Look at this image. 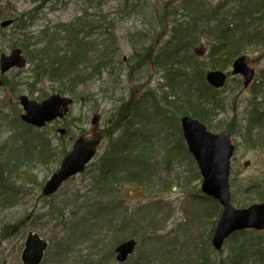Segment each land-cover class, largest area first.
<instances>
[{
  "label": "rangeland",
  "instance_id": "obj_1",
  "mask_svg": "<svg viewBox=\"0 0 264 264\" xmlns=\"http://www.w3.org/2000/svg\"><path fill=\"white\" fill-rule=\"evenodd\" d=\"M189 1L0 0V23L10 21L9 26L0 30V55H8L14 48L22 49L23 38H40L42 31H57L56 37L63 39L64 26L77 25L79 20L84 23L81 29L87 34V40L93 44L85 63L72 73V80L77 84L72 88H61L67 85L60 86L44 78L35 81L28 60L24 69L0 75V161L10 158L11 168L21 167L19 173H13L9 179L19 187L20 194L6 202L0 198V264H22L21 254L30 232L49 243L42 264H232L237 255L240 262L236 259V264H264V231L232 236L219 251L213 250L209 243L204 245L214 217L204 219L193 207V203L197 207L201 206L198 203H203L199 198L201 179L189 159L176 150L170 152L173 159H181L180 164L176 161L166 164V151L171 147L168 148L169 140H172L173 129L179 126L176 120H172V129L166 127V118L163 119L165 141L157 144L149 156L145 181L111 182L110 177L101 178L103 172L99 164L112 145L108 136L114 134L111 140L119 136L123 124L134 117L135 106L145 105L148 113L158 108L163 114L167 109L164 99L169 96L166 85L171 73L165 72L154 57L172 39V21L193 16L190 8L185 10ZM194 1L202 3L200 13L204 14L208 10L221 12L224 7H235L238 0ZM259 2L264 4V0H257ZM263 11L264 8L258 10L251 24L258 34L257 41L250 44L244 54L255 73L247 88L243 87V79L232 76L231 67L227 66L241 55L234 54L229 61L226 48L224 53L227 54L220 55V62L210 63L220 66L224 62L223 68L215 70L228 76L225 86L216 94L217 100L224 103L223 111L218 112L219 116L212 113L211 119L215 120L211 126L217 132H226L230 124L235 153L229 185L239 208L255 201L256 196H250L252 192L247 187L264 181V145L251 144L246 139L262 137L264 112L259 119L261 126L249 132L255 135L245 137L243 134L250 129L248 123L257 120V112H254V119L246 121L247 113H251L250 102L258 101L263 106L260 108H264V89L260 85L264 84L260 81L264 74ZM203 29L202 26L198 30L188 60L209 65L211 40ZM253 33L255 36V31ZM64 45L65 41L61 48ZM101 62L102 74L94 77ZM209 70L214 69L206 71ZM62 90L68 92L62 96L73 101L67 116L38 131L40 138L50 143L53 155L44 161L35 155L34 166L14 165L16 161L10 157L13 146L22 143L14 138L22 130L18 97L26 96L39 102ZM120 108L124 111L123 117L117 116ZM12 121L21 124L18 129L8 125ZM59 129L65 134H59ZM159 131L157 128L152 132L155 134L152 141L161 137ZM142 132L150 135L146 128ZM80 138L96 147L95 157L83 173L63 183L55 194L44 196V185L61 168L64 155ZM148 143L151 145L150 141ZM246 163L249 165L244 167ZM3 172L1 169L2 188L7 186ZM261 192L264 193V189ZM129 239L136 240L137 247L124 263H118L114 251ZM255 241L259 245L252 247L250 243ZM250 248L254 250L249 251Z\"/></svg>",
  "mask_w": 264,
  "mask_h": 264
},
{
  "label": "trees",
  "instance_id": "obj_2",
  "mask_svg": "<svg viewBox=\"0 0 264 264\" xmlns=\"http://www.w3.org/2000/svg\"><path fill=\"white\" fill-rule=\"evenodd\" d=\"M252 3L253 0H238L237 6L235 7L233 5L227 6V8L224 7L221 9V12H219L220 10H208L205 15L200 13L202 9L200 3L194 2L191 3L189 7H186L185 10H189V8L192 10L191 12H193V16H190L184 21V23H178L179 20L177 19L172 21L173 26L176 25L172 39L168 45H166L167 47L162 49L157 58V64L159 66L165 62H172V65L164 68L165 72L171 73L170 77H168L169 84L174 85L173 76L175 74L179 80L186 81L191 86L204 87L209 93L211 90L205 82L204 71L210 69L214 65H210L209 63L210 66L203 69L204 66L198 65L197 63L191 64V60H188V58H190V50L196 41L195 38L198 36V30L203 26L204 34L211 40L208 53L209 60L213 61L212 55L219 53V51L225 50L226 48H228V51H231L229 53V60H231L234 54L240 55V49H237L235 43H238L240 48H247L250 44H253L254 41H257L256 37L258 34L256 33V30L252 29L251 24L258 9L252 8ZM254 3L256 7L258 6L257 8L264 6L263 2L257 3V1H254ZM83 25V21L79 20L77 25L73 23L72 25L64 26L62 32L66 35L63 39L56 37V33L54 32L47 33L44 31L39 33L40 38H37L32 44H30L29 40L35 37L29 36L23 38V41L20 42L21 47L24 54L27 56L28 62L32 64V73L33 77L35 76V81L36 79L44 78L50 82L57 83L60 86L67 85L61 88H72V85L73 87L74 85H77L72 80V73L75 71L77 65L85 59L84 57H86L88 51L90 53L92 48V45L89 44V49L86 50V42H84L83 39L78 38L79 29L83 27ZM253 31H255V36ZM185 37L190 38V41ZM25 39L27 42H25ZM61 41H66L64 48L60 47ZM228 41L231 42L233 48L228 45ZM30 48H33L34 50L31 51ZM90 64L91 62L89 61V68L92 69V65ZM175 66H179L182 69L176 70ZM103 68V62L98 64L94 77L102 74ZM195 92L196 90H193L188 93L187 98H182L183 101H189L191 105L188 103L173 101L177 98V95L175 97L171 96L169 99L165 97L164 102L169 107H173L174 109L177 108V112L180 113L179 115H190L205 124H210L213 121L211 117L214 113L212 115V109H210L209 106L191 99V96H193ZM63 93L68 92L64 90L59 92L61 95ZM207 104L209 105L208 102ZM139 107V104L135 106L134 117L123 124V129L120 131L119 136L113 140L111 139L114 134L108 136V138L110 137L112 145L99 164L101 171L103 172L101 175L102 179H108L110 177L111 182L114 180L127 181L133 179L137 182H143L148 178L147 170L150 162L149 156H151L156 145H160L165 139L159 137L158 140L152 141L155 137V134H152V132H154L155 129H153L152 124L141 122V115L138 114ZM119 114L123 117L124 111L122 108L118 110L117 116H119ZM174 116L177 117V114ZM123 120L125 119H122V121ZM115 123L116 125L118 124V119ZM19 125L21 124H16V121H12L11 123V126L14 129H18ZM21 128L22 132L20 131L17 133L14 138L22 143L13 146V153L11 154L13 156H10L12 159L14 156L20 155L34 161L37 160L34 156L38 155L39 159L44 161L49 158V156L53 155L54 150L52 151L50 143L45 138H40L38 135L39 130L24 124L21 125ZM143 128L147 129L150 134L149 136L142 134ZM171 139L168 148L171 145L172 147L166 151V160L168 161L166 164L175 161V163L180 164L179 160L181 159L175 160L172 158L173 151L176 150L178 153L183 154L186 149L181 137L180 129H178V133L175 132L173 134ZM149 141L151 142V145H149ZM170 151H172V153ZM9 160L10 158H8V161ZM8 161L7 166L9 165ZM0 165L5 167L6 164L0 161ZM10 169L11 174L18 173L16 167ZM261 193L262 192L260 191L256 194V197L257 199L264 200V193ZM14 196L15 194L12 192L11 183L3 188L0 185V198H4L3 201L6 202L8 199H11L10 197ZM214 217L216 216L214 215ZM212 232L213 228L210 230L209 235L206 236L207 241H209ZM242 234L243 233H239L235 236ZM122 238L125 237L123 236ZM204 244L207 245V242ZM63 246L69 248L68 245ZM241 254H243V252ZM237 256L233 257L232 264L240 262ZM236 259L238 260L235 262Z\"/></svg>",
  "mask_w": 264,
  "mask_h": 264
},
{
  "label": "water",
  "instance_id": "obj_3",
  "mask_svg": "<svg viewBox=\"0 0 264 264\" xmlns=\"http://www.w3.org/2000/svg\"><path fill=\"white\" fill-rule=\"evenodd\" d=\"M10 21L0 24V28L9 26ZM26 60L19 49L13 50L10 55L4 54L0 57V73L5 74L11 69H23ZM243 75L244 85L253 78V71L249 69L245 60L241 57L234 65V75ZM206 81L215 88H220L225 82V77L220 73H209ZM71 100L60 96H51L41 103L28 99L26 96L19 98V104L23 110L20 119L23 123L37 128L43 127L46 123L63 118ZM62 108V111H61ZM184 139L189 151L197 159L199 168L202 170V191L211 194V190L221 194L220 204L224 207L223 214L216 226L212 240L213 247L221 248L224 239L230 234L246 228H264V205L252 206L247 210H234L229 204L228 179H229V159L233 149L230 147L228 139L224 135H211L205 128L197 122L187 118L181 120ZM94 151L85 145L76 144L73 151L67 155L63 161L61 170L53 175L45 184L44 195L54 193L62 182L69 177L83 171L84 166L92 159ZM135 241H129L117 248L119 252L118 260L125 261L127 256L133 252ZM46 244L39 240L38 236L30 233L26 239L24 250L21 254L22 264H39Z\"/></svg>",
  "mask_w": 264,
  "mask_h": 264
},
{
  "label": "bare ground",
  "instance_id": "obj_4",
  "mask_svg": "<svg viewBox=\"0 0 264 264\" xmlns=\"http://www.w3.org/2000/svg\"><path fill=\"white\" fill-rule=\"evenodd\" d=\"M254 1H257V0H253V3L251 4V7L252 8H255V9H261V8H264L263 6H260L259 8H257V7H255V3H254ZM196 3V1H194V0H190L189 1V3H188V5H191V3ZM201 4V6H202V3H200ZM203 10V7H202V9H201V11ZM200 11V12H201ZM264 12V11H263ZM206 13V12H205ZM205 13H204V15H205ZM188 19V18H187ZM187 19H183V20H181V19H178L179 20V22L178 23H184V21L185 20H187ZM5 22V21H4ZM2 23V22H1ZM70 25H72V24H70ZM67 26H69V25H67ZM89 28V27H88ZM92 28H93V26H92ZM91 28V29H92ZM174 28H176V25L175 26H173L172 27V30H173V32H174ZM44 32H47V31H44ZM53 33V32H52ZM174 34V33H173ZM56 35H57V31H56ZM66 35V34H65ZM65 37V36H64ZM87 34L86 33H84L83 32V30L80 28L79 29V34H78V38H80V39H83V41L84 42H86V44H85V46L87 47L86 48V50L87 49H89V44H91V42H89L88 40H87ZM188 41H190V38H188V37H185ZM36 41V38H32L31 40H29V42H30V44H32V43H34ZM169 41H171V39L169 40ZM25 42H27V40L25 39ZM64 41H61V43H63ZM166 45H168V43H165ZM65 45H66V41H65ZM64 45V46H65ZM91 45H93V44H91ZM228 45L229 46H231L232 47V44H231V42L230 41H228ZM235 45H236V47H237V49H240V57H237L235 60H233L232 62H230L227 66L229 67H231V74H232V76L234 75V65L236 64V60H238L239 58H243L244 60H245V63H246V65H247V67L249 68V69H251L249 66H248V63H247V60H246V56L244 55L245 54V52H246V49L247 48H244V47H239V45H238V43H235ZM60 47H61V44H60ZM64 48V47H63ZM93 48V47H92ZM233 48V47H232ZM163 49V48H162ZM210 50V49H209ZM162 51V50H161ZM226 50H221V51H219V53H216V54H213L212 55V60L213 61H211V60H209V63H213V62H220V55H225V54H227V53H224ZM231 51H228V53H230ZM88 54H89V51H88V53H87V55H86V57H84L85 59L81 62V63H79L78 65H80V64H82V63H85V61L87 60V56H88ZM220 54V55H219ZM158 55L159 54H156L155 55V57H154V59H155V61L157 62V58H158ZM210 59V58H209ZM229 61H231V60H229ZM172 63V62H171ZM171 63H168V62H165V63H163V64H161L160 66H161V68H166V67H168V66H170V65H172ZM191 64H195L196 62L194 61V60H191V62H190ZM224 63V62H223ZM223 63H221L220 64V66H218V64L217 65H215V66H213V67H211V68H213L214 70L215 69H217V68H223L225 65H223ZM77 65V66H78ZM89 65V64H88ZM199 65H201V66H204L203 67V69L206 67V68H208V66L209 65H204V64H199ZM212 65V64H211ZM175 69L176 70H178V69H182V68H180L179 66H175ZM209 70V71H204V74H205V82H206V84H207V86L210 88V90L211 91H209V93L204 89V87H201V86H191V85H189L186 81H182V80H179L178 79V77H176L175 76V74H174V76H173V78H174V85H170V84H167L166 85V90L169 92L168 94H169V97H171V95L173 94V95H177V98L175 99V100H173V101H179L180 103H188V104H190L191 105V103L189 102V101H183L182 100V98H187V95H188V93H190V92H192L193 90H196V92L193 94V96H191V99L193 100V101H199V102H202L201 104H205V105H207V106H209V108L210 109H212V113H215L217 116H219V113L218 112H221V111H223V107H224V103H221V100H217V98H216V94H219L220 93V91L223 89V87L225 86V84H226V82L228 81V76L226 75V73L225 72H223V71H218V70ZM252 70V69H251ZM253 71V70H252ZM213 72H216V73H220V74H223L224 75V77H225V82H224V84H223V86L222 87H220V88H215V87H213V86H211L207 81H206V76H207V74H209V73H213ZM255 75V73H254V71H253V78H252V80L254 79V76ZM234 76H240L242 79H243V87H248L250 84H251V82H252V80L249 82V84H247V86H245L244 85V82H245V77L243 76V75H239V74H236V75H234ZM66 80V79H65ZM260 81H263L264 82V74H262L261 76H260ZM261 85V87L264 89V84H260ZM253 89V88H252ZM55 95H57V96H60V97H62V95L61 94H52L51 96H55ZM262 95V94H261ZM50 96V97H51ZM178 96H179V98H178ZM50 97H48V98H50ZM255 98V97H254ZM172 99H174V98H172ZM256 99V98H255ZM70 100H71V103L68 105V110H69V107L72 105V99L70 98ZM33 101H35V100H33ZM44 100H42V101H36L37 103H41V102H43ZM207 102L209 103V105L207 104ZM164 106H167V109L165 110V112L162 114L161 113V111L158 109V108H156V110L154 109L151 113H148V112H146L147 110H146V108H145V105H140V107H139V111H138V114L139 115H141L140 117H141V122H143V123H147V124H152L153 126H154V128H155V130L158 128L160 131H159V133L161 134V137L160 138H163V129H162V127H161V124H164L165 125V123H166V127H172V129H173V127H174V125H173V122H172V120H176V122L179 124V126H178V128H176V129H173V134L176 132V133H178V129H180V131H181V137H182V140H183V143H184V145H185V152L183 153V156L185 157V159L187 160V158L189 159L188 161L192 164V165H194V167H195V169H196V172L198 173V176H199V179H201V177H203L202 176V174H201V172H202V170L199 168V165H198V162H197V159H195V157L193 156V154L189 151V149H188V146H187V143H186V141H185V139H184V134H183V130H182V124H181V120L185 117V118H187V119H189L190 121H194V122H197L198 124H200V125H202L204 128H205V131L207 132V133H209V134H211V135H214V136H217V135H224V136H226L227 137V139H228V142H229V145H230V147L233 149V152H232V155H231V158L229 159V177H230V173H231V165H232V163H231V160H232V158H233V156H234V153H235V145L233 144V142H232V139H231V137H230V133H232L231 132V129H230V124H229V128L228 129H226V132H217V130H215L212 126H211V123H213V121L215 120V119H213V121L210 123V124H205V123H203V122H201L200 120H198L197 118H194V117H192V116H190V115H179L180 113H178L177 112V108H173V107H169L168 108V105H166V104H164ZM250 111H251V113H247V115H246V121H252L253 119H254V112H257L256 113V116H255V119H257V120H255L253 123H248V125H249V130L246 132H244L243 133V130H242V128H240L239 130H240V132H242L243 134H244V136L246 137V135H248V134H250V135H255V134H252V133H249L250 131H252L253 132V130H255V127H260L261 126V122L259 121V119H260V115L264 112V108H260V107H263L261 104H260V102H258V101H251L250 102ZM217 108V109H216ZM61 111H62V108H61ZM175 114H177V117H175L174 115ZM180 116V117H179ZM166 118V121H165V123H164V120L163 119H165ZM179 118V119H178ZM126 120V119H125ZM124 120V121H125ZM19 121H20V123L21 124H24L22 121H21V119H20V117H19ZM55 121H63V118H56L55 120H53V121H50V122H48V123H46L43 127H45L46 125H48L49 123H52V122H55ZM11 123L12 122H10V123H8V125H11ZM223 123V122H222ZM175 124V123H174ZM220 124H221V122H220ZM232 124L233 125H235V127H236V124H234L233 122H232ZM222 125V124H221ZM15 126V125H14ZM30 127H32V128H34V129H36V130H39V129H41L42 127H40V128H37V127H34V126H31V125H29ZM12 129H14L13 127H12ZM60 133L59 134H65L62 130H58ZM260 132H262V133H260ZM260 134L262 135V137H260L259 139H256L257 137H255V136H252V137H246V139L249 141V143H251V144H253V143H256V144H259V145H264V131H262L261 129H260ZM257 134V133H256ZM257 135H259V134H257ZM114 136V135H113ZM115 139V138H114ZM170 141V140H169ZM76 144H82V145H85L88 149H90V150H92V151H94V156L92 157V159L95 157V155H96V147L93 145V144H91V143H89L88 141H86V140H84L83 138H80L79 140H76L75 142H74V145H73V147H72V149H71V151H69L67 154L69 155L72 151H73V149H74V147H75V145ZM255 144V145H256ZM171 147H172V145H171ZM13 159L16 161V163L14 164V165H30V166H34V161L33 160H29V159H27V158H25L24 156H14L13 157ZM91 159V160H92ZM91 160L84 166V169H83V171L82 172H80V173H77V174H75V175H73V176H71V177H69L67 180H65L64 182H62L61 183V185L59 186V188L63 185V183H65L66 181H68L69 179H71V178H73V177H76L77 175H80L81 173H83L84 171H85V169L87 168V166H88V164L91 162ZM7 161L8 160H4V161H2V163H5L6 165H5V167L3 168V166H1L0 165V170L2 169L4 172H3V174H4V179L6 180V184L8 185L9 183H11V189H12V192L16 195V197L18 196V194H20V190H19V187L15 184V183H13V181H9V179H10V176H12L13 177V174H11L10 173V165H8L7 166ZM189 162L187 163V165H189ZM249 165V163H246L245 165H244V167H247ZM194 167H193V169H194ZM20 168L21 167H19V168H17L18 169V173H19V171H20ZM61 170V168L58 170V171H56L53 175H55L56 173H58L59 171ZM18 173H15V174H18ZM52 175V176H53ZM16 176V175H15ZM51 176V177H52ZM51 177L48 179V181L51 179ZM47 181V182H48ZM46 182V183H47ZM201 182H202V180H201ZM45 186V185H44ZM227 186H228V196H229V204H230V206L232 207V209H234V210H236V211H238V210H247V209H249L250 207H252V206H262V205H264V200H260V199H257L255 196H256V194H258L260 191H262L263 189H264V181H259L258 183L257 182H255V183H253L252 185H249L247 188H249V191H250V193L252 192V195H250V196H252V197H255V199H253V200H255L254 202H252L250 205H249V203H248V205H247V207H244V208H239V207H237L236 205H235V203H234V198H235V192H232L231 191V189H230V185H229V182H228V184H227ZM160 187V183H159V186H158V188ZM201 187V186H200ZM58 188V189H59ZM58 189L54 192V193H52V194H50V195H53V194H55L57 191H58ZM42 194H43V189H42ZM44 195V194H43ZM218 195H220L221 196V194H218V193H216L215 192V190H211V194H207V195H204V196H202L201 197V202H203V203H198V204H200L201 206H199V207H197L194 203H193V207H195V209H197V212L204 218V219H206V218H213L214 217V215L216 216V217H214V224H212V220H211V223H210V229L208 230V232L210 233V230H211V227L213 228V232H212V234H211V236H210V239H209V241H207L206 240V236H208L209 235V233H207V235L204 237V242H207V243H209V246L210 247H212L213 248V250H215V251H219L220 249H218V250H216L214 247H213V245H212V240H213V236H214V233H215V229H216V226H217V224H218V222H219V220H220V218H221V216H222V214H223V211H224V207L219 203L220 202V200H219V196ZM44 196H46V197H49L48 195H44ZM10 198H12V197H10ZM247 231H251V232H256V231H264V228L263 229H257L256 227H253V228H246V229H243V230H240V231H236V232H234V233H232V234H230L226 239H224V241H223V243H222V245L228 240V238H230V237H232V236H235L236 234H239V233H243V232H247ZM30 233H32V234H35V235H37L38 236V238H39V240L40 241H42V242H44L45 244H46V248L44 249V251H43V254H42V259H41V261L39 262V264H42L43 263V260H44V256H45V252L47 251V249H48V247H49V243L46 241V240H44V239H42L38 234H36V233H34V232H30ZM30 233H28V235L30 234ZM28 235H27V237H28ZM27 237H26V239H27ZM129 241H135V247H134V249L137 247V241L136 240H133V239H129V240H127V241H123V242H121V244L120 245H118L117 247H116V249H115V254H116V261L118 262V263H124L126 260H127V258L129 257V255H131V254H129L128 256H127V258L125 259V261H120V260H118V256H119V252H117L116 250H117V248L119 247V246H121L122 244H124V243H126V242H129ZM25 242H26V240H25ZM205 245V244H204ZM250 245L253 247V246H255V245H259V243H257L256 241L255 242H253V243H250ZM24 247H25V243H24ZM252 250H254V248H250V250L249 251H252ZM134 251V250H133ZM61 257V256H60ZM59 257V258H60ZM58 258V259H59Z\"/></svg>",
  "mask_w": 264,
  "mask_h": 264
},
{
  "label": "flooded vegetation",
  "instance_id": "obj_5",
  "mask_svg": "<svg viewBox=\"0 0 264 264\" xmlns=\"http://www.w3.org/2000/svg\"><path fill=\"white\" fill-rule=\"evenodd\" d=\"M256 232H259V231H256Z\"/></svg>",
  "mask_w": 264,
  "mask_h": 264
}]
</instances>
